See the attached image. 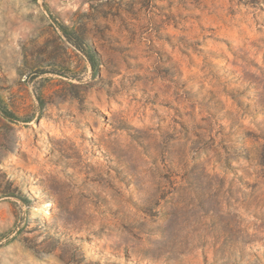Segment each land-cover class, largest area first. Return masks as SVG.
<instances>
[{"label":"rangeland","instance_id":"1","mask_svg":"<svg viewBox=\"0 0 264 264\" xmlns=\"http://www.w3.org/2000/svg\"><path fill=\"white\" fill-rule=\"evenodd\" d=\"M0 264H264V0H0Z\"/></svg>","mask_w":264,"mask_h":264}]
</instances>
